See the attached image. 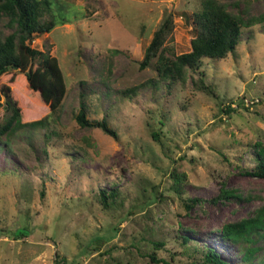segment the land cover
I'll return each instance as SVG.
<instances>
[{
    "label": "rangeland",
    "instance_id": "obj_1",
    "mask_svg": "<svg viewBox=\"0 0 264 264\" xmlns=\"http://www.w3.org/2000/svg\"><path fill=\"white\" fill-rule=\"evenodd\" d=\"M50 1L56 26L31 46L57 58L65 95L46 127L19 130L10 149L0 141V264H186L193 244L247 264L220 228L264 205V177L253 172L255 150L246 149L264 147V0H217L244 22L263 18L243 29L226 58L201 64L216 96L194 88L191 74L171 88L150 83L156 58L140 68L168 16L164 45L191 50L201 0ZM0 30L11 32L1 13ZM82 101L87 119L107 118L116 138L78 124ZM8 115L0 93V122ZM114 187L117 203L106 207L98 192ZM221 187L241 198L185 207ZM20 229L25 235L12 236ZM263 255L250 264H264Z\"/></svg>",
    "mask_w": 264,
    "mask_h": 264
},
{
    "label": "trees",
    "instance_id": "obj_2",
    "mask_svg": "<svg viewBox=\"0 0 264 264\" xmlns=\"http://www.w3.org/2000/svg\"><path fill=\"white\" fill-rule=\"evenodd\" d=\"M50 9V0H0V13L7 18V25L11 29L8 34L0 30V93L5 98L9 110V115L0 122V141H3L5 146L16 132L23 128L46 127L50 114L58 112L65 95V82L57 58L49 51L31 46L36 34L49 33L56 26V21L48 17ZM262 18L263 16L252 17L244 22L240 16L229 12L225 3L201 0L200 9L193 14L195 36L191 40V50L175 54L170 46L164 45L173 25L172 19L168 16L154 32L144 58L140 61V68L149 66L156 58L154 66L157 76L150 79V83L166 82L171 88L175 82L184 83L188 74H191L194 88L216 96L213 86L204 81L202 71L199 70L201 64L208 59L226 58L237 47L243 29L250 24L259 23ZM137 90L136 86L129 87L123 93H136ZM85 108L82 101L76 114L80 126L99 128L108 135L117 137V132L109 125L107 118L91 121L87 119ZM226 108V111L232 109L230 105ZM159 134L158 131L151 130L155 140L160 139ZM45 137H48V134L45 133ZM7 147L10 149L9 145ZM246 149L255 150L253 172L264 177V147L258 143H248ZM119 194L120 190L116 187L110 190L103 189L99 190L98 198L108 207L117 203ZM231 198L240 199L241 196L233 189L221 187L216 195L208 199L193 197L185 201L184 205L190 209L194 204L206 200L211 207L217 206L223 199ZM19 235H25V229H20L15 235L12 234ZM220 236L241 245L243 247L241 258L250 264L257 252L264 250V245H256L259 240H264V205L250 216L225 223L220 228ZM181 240L184 245L190 242L187 235L181 236ZM154 245L162 246L163 243L157 240L154 241ZM188 250L192 260L186 264H228L211 249H200L193 244ZM149 256L153 261H160L155 252ZM263 260L264 257L260 259Z\"/></svg>",
    "mask_w": 264,
    "mask_h": 264
}]
</instances>
